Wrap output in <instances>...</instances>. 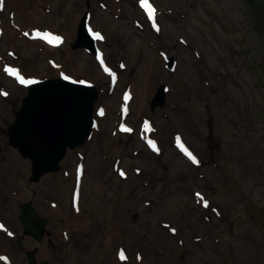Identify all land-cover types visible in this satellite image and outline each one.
I'll list each match as a JSON object with an SVG mask.
<instances>
[{
	"label": "rangeland",
	"instance_id": "obj_1",
	"mask_svg": "<svg viewBox=\"0 0 264 264\" xmlns=\"http://www.w3.org/2000/svg\"><path fill=\"white\" fill-rule=\"evenodd\" d=\"M84 3L0 8V264H29L15 245L27 200L50 226L41 243L26 236L24 245L49 264H264V0H92L103 63L70 48ZM39 19L60 48L29 38ZM165 56L176 58L171 72ZM7 68L100 88L90 140L39 182L9 143L27 91ZM161 83L167 104L151 112ZM209 116L220 150L207 146Z\"/></svg>",
	"mask_w": 264,
	"mask_h": 264
},
{
	"label": "water",
	"instance_id": "obj_2",
	"mask_svg": "<svg viewBox=\"0 0 264 264\" xmlns=\"http://www.w3.org/2000/svg\"><path fill=\"white\" fill-rule=\"evenodd\" d=\"M87 5L90 6V0ZM87 16L86 13L81 20L78 38L72 47H85L99 56L96 36L87 23ZM173 63V58L167 59V67L172 68ZM28 88L29 92L9 128V138L22 156L31 160V180L38 181L46 172L60 169V161L65 157L68 147L74 148L90 136L98 90L92 84H82L65 77L35 82ZM165 91V85L158 88L151 108L165 104ZM211 121L208 123L209 146L214 149L220 146L213 138ZM19 217L24 235H32L41 241L47 221L38 214L31 202L20 204ZM21 239L19 236L18 245L23 248ZM27 256L30 263L36 262L35 251H28Z\"/></svg>",
	"mask_w": 264,
	"mask_h": 264
},
{
	"label": "snow or ice",
	"instance_id": "obj_3",
	"mask_svg": "<svg viewBox=\"0 0 264 264\" xmlns=\"http://www.w3.org/2000/svg\"><path fill=\"white\" fill-rule=\"evenodd\" d=\"M141 3H142V5L147 6L146 5V0H141ZM2 6H3V0H0V8H2ZM148 14L153 19L154 27H156V30L159 31L160 30L159 27L155 25V9L149 7V13ZM24 34L26 36L28 35L27 32L24 33ZM36 35L37 36H40V37H42V38H44L46 40H48V42L50 44H53V43L54 44H59L61 42V38L60 37H58V36L57 37H52V35L50 33H41L39 31H37ZM94 35L96 36L97 39H102L103 38V37L100 36L99 33H94ZM101 63H103L102 60H101ZM5 70L8 72L9 75L17 77V79L19 80V83L20 84H33V83H35L34 80H32V79H26L25 77H23L22 75H20V73H19L18 70L11 69V68H7ZM105 70L110 72V70L107 69V68ZM65 78L67 79V77H65ZM113 78H114V74H113ZM79 83H82L83 84L85 82L84 81H79ZM4 95H7V93H4ZM123 131H131V129L125 127V128H123ZM148 143L151 145V147L154 150H157L158 151V149L156 148V144H155L154 141L149 140ZM185 152H186V154L189 156V158L194 163H199V161L196 159V157L194 155H192V153L187 152V150H185ZM121 175H124V173L121 172ZM204 206L205 207L208 206V202L207 201H204ZM0 227H2V225H0ZM172 231L175 232L176 230L175 229H172ZM120 258L121 259H125L124 254H123V251H121V253H120ZM0 259H6V258H0Z\"/></svg>",
	"mask_w": 264,
	"mask_h": 264
},
{
	"label": "bare ground",
	"instance_id": "obj_4",
	"mask_svg": "<svg viewBox=\"0 0 264 264\" xmlns=\"http://www.w3.org/2000/svg\"><path fill=\"white\" fill-rule=\"evenodd\" d=\"M33 22L34 23L28 25L29 33H30L29 34V38L30 39H34L37 42H45L46 44H48V45H50V46H52L54 48H60L61 47V43H59V44H54V43L53 44H50L48 42V40H46V39H44V38L36 35L37 31H39L41 33H48V32H46V29H45V25H46L45 20L39 19L36 22L35 21H33ZM71 29H70V31H71ZM51 35H52V37H56L53 34H51ZM70 36L71 35H67V38H70ZM103 76H104L103 73H101L99 75V77H103ZM145 93H146V95L149 93V86L148 85L145 86ZM22 196L23 197L25 196V192H23Z\"/></svg>",
	"mask_w": 264,
	"mask_h": 264
},
{
	"label": "trees",
	"instance_id": "obj_5",
	"mask_svg": "<svg viewBox=\"0 0 264 264\" xmlns=\"http://www.w3.org/2000/svg\"><path fill=\"white\" fill-rule=\"evenodd\" d=\"M250 3V2H249ZM253 15L251 14V17H252Z\"/></svg>",
	"mask_w": 264,
	"mask_h": 264
},
{
	"label": "flooded vegetation",
	"instance_id": "obj_6",
	"mask_svg": "<svg viewBox=\"0 0 264 264\" xmlns=\"http://www.w3.org/2000/svg\"><path fill=\"white\" fill-rule=\"evenodd\" d=\"M132 137H133V135H132Z\"/></svg>",
	"mask_w": 264,
	"mask_h": 264
}]
</instances>
